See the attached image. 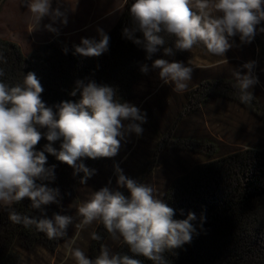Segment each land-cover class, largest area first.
I'll return each mask as SVG.
<instances>
[{"label":"clouds","instance_id":"1","mask_svg":"<svg viewBox=\"0 0 264 264\" xmlns=\"http://www.w3.org/2000/svg\"><path fill=\"white\" fill-rule=\"evenodd\" d=\"M64 0H22L28 13V31L31 33L44 24L45 30L57 33L53 25H67L66 13L61 11ZM129 15L132 27L123 29L125 38L141 47L145 59L140 72H156L163 85L183 92L192 79L193 68L182 61L169 60L176 52H189L194 46L203 45L214 56L224 57L235 45L251 44L257 25L264 22V0H134ZM264 32V28L259 29ZM99 39L81 38L74 45V54L98 57L109 49L110 37L97 29ZM142 33V38L135 33ZM174 37L168 46L165 37ZM162 49L163 57L153 59ZM67 54L68 49H63ZM227 61V59L225 58ZM0 63H6L0 52ZM256 61H249L233 72V87L239 100L249 104L254 99L258 77L254 74ZM5 72L0 68V78ZM44 88L34 72L23 75L22 81L9 85L0 79V205L9 209V220L25 227L34 225L49 239L64 237L73 224L70 215L53 213L49 217L46 206L59 203V188L49 186L55 179V165L46 166L50 154L61 163L73 168V177L83 173L79 182L87 181L96 169L77 163L83 158H113L131 134L137 137L144 132L142 125L147 114L135 105L121 101L117 90L94 80L78 79L70 95L79 93L80 99L47 105L42 99ZM42 139V150L37 146ZM60 142L59 149L53 144ZM116 187L103 186L92 192L89 199L77 206L82 218L80 226L99 222L113 239L120 237L132 256L113 254L102 245L95 259L76 248L72 257L76 264H142L135 258L143 256L152 264H168L164 253L175 252L190 244L200 233L193 223L197 217L189 212L185 219H177L176 210L155 194V189L137 179L126 176L119 165H114ZM112 181H108L111 185ZM125 190V191H122ZM25 199L30 201L39 217L23 215L12 206ZM183 215V210H181ZM203 220L199 225L203 230ZM93 240L101 237L93 232Z\"/></svg>","mask_w":264,"mask_h":264},{"label":"trees","instance_id":"2","mask_svg":"<svg viewBox=\"0 0 264 264\" xmlns=\"http://www.w3.org/2000/svg\"><path fill=\"white\" fill-rule=\"evenodd\" d=\"M133 2L124 0L120 18L106 33L110 37L109 49L98 57L74 54L73 46L80 42L71 43L60 37L38 45L30 54H25L16 42L0 39V52L6 59V63H0L5 72L0 79L14 85L21 82L27 72H34L44 88L42 99L49 106L65 100L78 101L79 93L75 97L70 95L78 79L114 87L121 101L131 103L141 74L140 65H151V61L145 59L144 50L123 35L124 28L132 27L128 9ZM135 35L142 38L140 32ZM165 40L171 46L174 37L166 36ZM65 47L67 54L63 51ZM156 58H165L162 49L153 56ZM222 84L223 81L214 82L218 90ZM187 101L191 102L188 97ZM46 143L47 140L42 139L37 150H42ZM197 143L209 147L210 152L218 151L206 140ZM59 144L58 141L53 147L59 149ZM46 155V166H56V179L49 186L60 190L59 203L46 206V213L51 217L53 213L60 214L62 204L76 202L79 189L86 184L79 182L83 173L73 177V168ZM103 159L83 158L77 163L96 169ZM163 200L176 210L177 219H185L189 212L195 213L197 219L193 223L200 233L176 253L166 251L164 256L168 264H264V146H249L209 158L173 181ZM12 207L23 215L40 216L27 199ZM95 233L101 239L91 238L89 258L95 259L102 245L113 254L133 255L122 239L114 242L116 238L113 239L102 224ZM37 246L54 252L58 248V238L49 239L34 225L25 227L12 223L8 207L0 205V264H22L20 250L29 251ZM135 258L142 264H152L143 256Z\"/></svg>","mask_w":264,"mask_h":264},{"label":"rangeland","instance_id":"3","mask_svg":"<svg viewBox=\"0 0 264 264\" xmlns=\"http://www.w3.org/2000/svg\"><path fill=\"white\" fill-rule=\"evenodd\" d=\"M72 1L69 8L61 9L66 13L67 25L54 24L58 37L71 43H79L81 38H99L98 28L107 33L120 18L124 6V0H105L107 7L103 10L96 8L98 0ZM82 1H88L83 5L88 4L89 8L84 9ZM18 12L23 18L20 25L7 18ZM45 20L48 18L41 22V27ZM260 28H264V22L257 25L251 44L240 45L239 38H234L239 46L225 54L227 61L208 53L200 44L189 52L172 56L169 60L182 61L193 68L192 79L183 92L163 85L156 72L141 73L131 104L147 114L143 134L139 137L131 134L115 157L103 159L96 174L79 189L77 201L62 204L60 214L72 216L73 224L66 236L58 237L57 250L52 252L43 246L20 250L22 264H76L72 257L76 248L89 257L92 233L100 223L80 226L82 218L76 209L93 191L106 185L116 187L114 165H119L126 176L152 186L157 197L163 199L173 181L209 158L249 146H264V32ZM54 38L45 35V41H39L36 30L29 33L28 13L22 0H0V39L16 42L25 54H30L38 45ZM253 60L259 82L253 89L254 99L243 104L233 87V72ZM216 81H223L220 90L214 86ZM203 140L215 145L218 151L210 152L209 147L199 146L197 142ZM121 239L117 237L114 242Z\"/></svg>","mask_w":264,"mask_h":264},{"label":"crops","instance_id":"4","mask_svg":"<svg viewBox=\"0 0 264 264\" xmlns=\"http://www.w3.org/2000/svg\"><path fill=\"white\" fill-rule=\"evenodd\" d=\"M80 0H78V2H79ZM73 1L71 0L70 2H68L67 0H64V2L62 3V5H60V8L61 9H66V8H69L68 7V4H70V3H72ZM84 3H88V1H85V2H83L82 1V6H83V8L85 9V8H89V5L87 4V5H83ZM55 3H53V8H55V7H57V5H54ZM96 8H98V9H106V1L105 0H98L97 2H96ZM7 18L9 19V18H13V20L15 21V23L16 24H21V19H23L22 18V16H21V12H18V13H14V14H12L11 15V17H10V15H8L7 16ZM50 21L49 20H45L44 21V23L42 24V27L40 28V29H38V30H36L37 31V35H38V37H39V41H45L44 39H43V37L46 35H48L49 37H58L59 36V33L57 32V33H52V32H49V31H47V30H45L44 29V27H43V25L44 24H47V23H49ZM14 23V24H15ZM54 26V25H53ZM62 37H64V36H62ZM67 41V40H66ZM68 42H71V41H69L68 40ZM21 252V251H20Z\"/></svg>","mask_w":264,"mask_h":264}]
</instances>
